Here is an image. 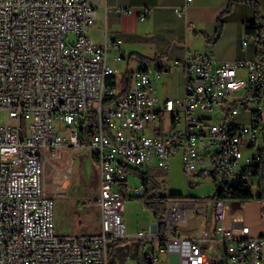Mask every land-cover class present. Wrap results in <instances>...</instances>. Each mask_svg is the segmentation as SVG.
Returning <instances> with one entry per match:
<instances>
[{"label":"built area","instance_id":"obj_1","mask_svg":"<svg viewBox=\"0 0 264 264\" xmlns=\"http://www.w3.org/2000/svg\"><path fill=\"white\" fill-rule=\"evenodd\" d=\"M119 11L148 17L134 7ZM96 19L94 0H0V264H109L114 240L160 239L157 224L133 236L126 232L125 194L144 188L131 183L128 168L154 160L167 169L177 153L186 176L216 185L215 233L226 264H264V231L253 235L242 223L236 232L226 207L244 200L240 195L264 198V26L251 60L188 51L180 62L185 93L161 108L155 68L131 71L123 94L106 84L114 74L108 45L92 43L87 34ZM121 43H111L117 60ZM4 111L29 124L2 123ZM163 112L171 114V126L157 134L153 123ZM86 145L101 169L98 197L86 200L99 207L101 229L59 235L49 186H59L61 167L76 146ZM206 240L175 235L159 246L178 251L181 264H208ZM148 257L160 260L157 246Z\"/></svg>","mask_w":264,"mask_h":264},{"label":"crops","instance_id":"obj_2","mask_svg":"<svg viewBox=\"0 0 264 264\" xmlns=\"http://www.w3.org/2000/svg\"><path fill=\"white\" fill-rule=\"evenodd\" d=\"M258 1L261 5L264 4V0ZM94 3L97 19L87 34L92 43H107L108 63L114 69L112 74L116 77L114 86L119 94L130 88L131 71L149 66L160 71V77L154 82V87L161 108L168 99L182 97L185 93L186 77L180 62L188 51L209 53L219 61L251 60L258 55V43L248 38L245 33V23L255 17L256 8L245 1L234 2L230 10H228L230 0H94ZM120 7H134L138 12L146 10L148 17L141 20L139 13L121 12ZM261 12L264 13L263 9ZM219 28L220 36L213 40ZM115 40L122 41L121 60L116 59L117 52L111 45ZM110 59L127 64L121 79L116 75L119 69L110 63ZM171 120V114L163 112L161 120L153 123L160 128L156 133L161 134V130L169 128ZM149 133L154 131L149 130ZM176 163L182 169L181 153L171 157L167 169L158 167L152 160L143 167L128 168L129 176L131 179L133 174L144 186L143 178L148 174L158 183L156 184L158 194L167 196L160 191L161 181L170 176L174 177L171 167ZM154 169H160L161 173L155 172ZM144 191L143 188L139 192L132 191L133 195L131 192L127 193L125 199L130 197L142 199L147 206L146 201L152 196L150 194L142 198L145 195ZM174 192L173 194L184 195L183 190ZM213 199L211 205L203 202L199 207H196L194 201L173 199L172 201L178 202L172 206L178 213H173V209L172 213L175 216L179 215V218L175 220L173 214V217H170L168 208L166 219L168 232L165 241L175 235L183 239H200L206 236L205 245L210 258L208 264H226V254L216 240L215 195ZM226 207L233 217L231 226L236 232H239L242 223L250 226L253 235H259L264 231V198L231 200L226 203ZM150 212L147 222L142 223V226H133L127 224L125 204L123 216L127 234L133 236L140 231H151L158 224V220L153 210L150 209ZM178 222H181V227L177 226ZM119 241L116 247L115 242L112 243L110 264L151 262L148 254L152 245L157 246L160 255V260L153 264H181L183 260L178 251H160V239L148 241L130 237Z\"/></svg>","mask_w":264,"mask_h":264},{"label":"rangeland","instance_id":"obj_3","mask_svg":"<svg viewBox=\"0 0 264 264\" xmlns=\"http://www.w3.org/2000/svg\"><path fill=\"white\" fill-rule=\"evenodd\" d=\"M260 1L263 2V0ZM110 63L116 69H119L116 75L118 79H121L124 76L123 71L127 68V64L114 59H110ZM1 122L9 124L22 123L24 126L29 124L28 120L10 118L6 111L1 113ZM66 134H68V131H66ZM171 170V172H174V177L170 176L161 181L160 191L162 194L170 195L175 193V190H183L184 195L181 199L183 201H194L196 207L201 206L203 202L208 205L213 203L216 185L211 178L205 180L201 178L188 179V176L177 163L172 165ZM154 171L161 173L160 169H154ZM61 172L63 174L58 177V180L61 179L59 186L56 188L52 185L49 186L55 203L54 220L56 233L59 235L98 233L101 228L99 220L100 209L97 206H88L86 204L87 199L97 198L100 190L101 169L98 160L94 156L93 148L88 145L76 146L69 157L68 166L66 168L61 167ZM54 178H56V173L50 176L49 181L52 182ZM130 181L137 186L141 185V181L137 180L133 174ZM116 189H118L117 186ZM131 194L133 195V192ZM173 199H167V211L169 202ZM125 204L127 224L142 226V223L147 222L151 212L142 199L130 197L125 199ZM172 214L170 213V217H173ZM177 226L181 227V222H178ZM113 242H115V247L120 243L119 240H114Z\"/></svg>","mask_w":264,"mask_h":264},{"label":"trees","instance_id":"obj_4","mask_svg":"<svg viewBox=\"0 0 264 264\" xmlns=\"http://www.w3.org/2000/svg\"><path fill=\"white\" fill-rule=\"evenodd\" d=\"M236 1H245L255 6L256 15L253 19L245 23V33L248 38L254 39L259 44L260 40L258 36V31L260 30L261 27L264 26V13L261 12L262 9L264 11V4L261 5V3L258 0H230L228 10L231 9L232 4ZM220 33H221V28H219L213 40H216L220 36ZM106 84L108 86H114L116 84L115 75L107 76ZM143 179H144L145 195H143L142 198H145L150 194L152 196L151 198L147 199L146 204L151 210H153L154 216L158 220L159 231H160V242L164 243L165 238L167 237V232H168V227H167V222H166V218H167L166 201L167 199H171V198L180 199L183 197V195L181 194H170L167 196L159 195L157 191V187H156V184L158 183L154 179H152V177L148 176V174H146ZM240 196L243 199L250 198V196H244V195H240ZM112 243L113 241L108 247L109 260H110V255H111ZM143 264H153V263L145 261ZM215 264H223V263H215Z\"/></svg>","mask_w":264,"mask_h":264},{"label":"bare ground","instance_id":"obj_5","mask_svg":"<svg viewBox=\"0 0 264 264\" xmlns=\"http://www.w3.org/2000/svg\"><path fill=\"white\" fill-rule=\"evenodd\" d=\"M172 203H173L174 205H175V204H178L177 201H175V202L172 201ZM173 204H172V206H173ZM175 207H176V206H175ZM172 209H173V213H175V214L178 213V210H177V209L175 210V208H173V207H172ZM178 217H179V215H177V218H178ZM157 225H158V224H157ZM158 226H159V225H158ZM154 228H155V227H154Z\"/></svg>","mask_w":264,"mask_h":264},{"label":"water","instance_id":"obj_6","mask_svg":"<svg viewBox=\"0 0 264 264\" xmlns=\"http://www.w3.org/2000/svg\"><path fill=\"white\" fill-rule=\"evenodd\" d=\"M168 212V211H167Z\"/></svg>","mask_w":264,"mask_h":264}]
</instances>
